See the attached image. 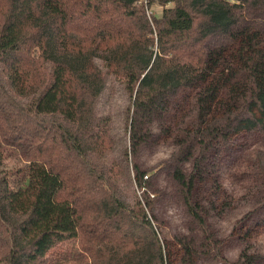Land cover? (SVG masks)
<instances>
[{
  "label": "trees",
  "instance_id": "1",
  "mask_svg": "<svg viewBox=\"0 0 264 264\" xmlns=\"http://www.w3.org/2000/svg\"><path fill=\"white\" fill-rule=\"evenodd\" d=\"M152 1L0 0V264L218 261L205 195L223 180L256 193L232 232L264 227V157H251L264 142V0H155L159 18ZM107 77L129 100L124 156L174 146L158 169L166 192L133 163L119 198L95 110ZM162 197L184 217L169 240L153 228Z\"/></svg>",
  "mask_w": 264,
  "mask_h": 264
},
{
  "label": "rangeland",
  "instance_id": "2",
  "mask_svg": "<svg viewBox=\"0 0 264 264\" xmlns=\"http://www.w3.org/2000/svg\"><path fill=\"white\" fill-rule=\"evenodd\" d=\"M170 6L171 3L165 5V7ZM161 9V5L153 0L147 9V15L159 18ZM128 103V96L121 82L107 77L95 103V110L109 123L113 145L107 159L109 164L117 169L120 180L118 196L125 203L130 201L133 189L130 182L132 175L130 168L133 163L137 164L141 170H148L146 176L150 177V182L154 187L163 192L168 190L166 180L158 169L161 162L166 161L174 151V146L168 141L160 140L143 148L134 158L124 156V150L128 146L127 129L124 126ZM251 152L252 159L256 155L264 157V142L253 146ZM255 194L254 191L247 193L235 189L226 180L220 181L219 188L206 191V204L211 208L208 222L217 233L221 243V254L218 261L199 262L198 264L234 263L238 260L240 251L264 256V227L257 229L256 234L232 232L233 228L238 227L237 222L241 217L254 207ZM154 199L156 196L152 200ZM154 214L159 221L154 223L153 228L161 240H169L174 233L184 232L182 211L173 202L163 197L158 199L154 202Z\"/></svg>",
  "mask_w": 264,
  "mask_h": 264
}]
</instances>
